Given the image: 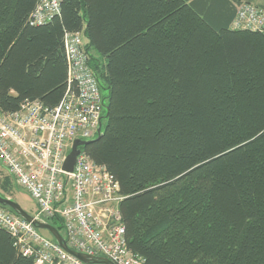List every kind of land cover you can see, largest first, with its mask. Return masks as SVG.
<instances>
[{"label": "trees", "instance_id": "1", "mask_svg": "<svg viewBox=\"0 0 264 264\" xmlns=\"http://www.w3.org/2000/svg\"><path fill=\"white\" fill-rule=\"evenodd\" d=\"M255 1L64 0L34 26L38 0H0L3 113L76 91L65 35H83L107 123L81 150L119 183L144 264H264V27L232 28ZM16 187L4 176L0 196ZM0 264H34L2 228Z\"/></svg>", "mask_w": 264, "mask_h": 264}, {"label": "built area", "instance_id": "2", "mask_svg": "<svg viewBox=\"0 0 264 264\" xmlns=\"http://www.w3.org/2000/svg\"><path fill=\"white\" fill-rule=\"evenodd\" d=\"M64 0H38L32 25L43 26L60 16ZM264 12L244 5L233 29L259 30ZM81 33L65 35L69 85L64 100L49 109L41 102L25 103L16 113L0 111V163L15 183L38 205L35 220L60 218L71 250L113 264H144L126 242L119 183L81 150L71 173L64 170L75 141L98 137L104 120V99L90 67ZM0 227L7 230L21 253L34 264H85L54 239L0 206Z\"/></svg>", "mask_w": 264, "mask_h": 264}, {"label": "water", "instance_id": "3", "mask_svg": "<svg viewBox=\"0 0 264 264\" xmlns=\"http://www.w3.org/2000/svg\"><path fill=\"white\" fill-rule=\"evenodd\" d=\"M103 135L102 129L100 128L99 135L97 139H100L101 136ZM92 141H75L72 147V150L70 154L67 156L66 162L64 164V170L66 172L71 173L74 169V165L76 163V159L78 155L80 154L81 150L80 147H84L91 143ZM0 205L3 207H8L10 208L16 215L20 216L27 222L33 223L39 230H46L48 231L52 237L55 239V241L69 254L75 256L78 258L80 261H82L85 264H113L106 258H91L86 255H83L81 253H78L74 250H71L64 237L60 234V232L50 223L47 222H39L35 220V218L31 215H29L26 211L23 210V208L13 201L10 198H4L0 196Z\"/></svg>", "mask_w": 264, "mask_h": 264}, {"label": "rangeland", "instance_id": "4", "mask_svg": "<svg viewBox=\"0 0 264 264\" xmlns=\"http://www.w3.org/2000/svg\"><path fill=\"white\" fill-rule=\"evenodd\" d=\"M102 95L106 96L107 92L102 91ZM107 120H103V127H102V132L105 131V126H106ZM5 167L0 163V179H2L4 176L8 175V172ZM13 199L16 203H18L24 211H26L29 215L35 216V214L38 211V205L36 201L32 199V197L19 185H17L16 189L14 190V196ZM52 222V221H51ZM41 236L45 238H52V235L46 231V230H39Z\"/></svg>", "mask_w": 264, "mask_h": 264}, {"label": "crops", "instance_id": "5", "mask_svg": "<svg viewBox=\"0 0 264 264\" xmlns=\"http://www.w3.org/2000/svg\"><path fill=\"white\" fill-rule=\"evenodd\" d=\"M255 4L264 8V0H256Z\"/></svg>", "mask_w": 264, "mask_h": 264}, {"label": "bare ground", "instance_id": "6", "mask_svg": "<svg viewBox=\"0 0 264 264\" xmlns=\"http://www.w3.org/2000/svg\"><path fill=\"white\" fill-rule=\"evenodd\" d=\"M95 140V139H94ZM89 141H93V140H89ZM88 142V141H87ZM1 228V227H0ZM3 229V228H2ZM5 230V229H4ZM7 231V230H6ZM8 232V231H7ZM9 233V232H8ZM10 234V233H9Z\"/></svg>", "mask_w": 264, "mask_h": 264}]
</instances>
